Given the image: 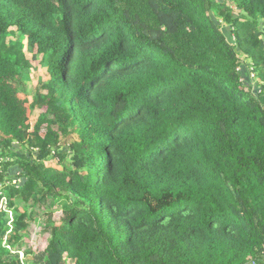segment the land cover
Returning <instances> with one entry per match:
<instances>
[{"label": "trees", "instance_id": "trees-1", "mask_svg": "<svg viewBox=\"0 0 264 264\" xmlns=\"http://www.w3.org/2000/svg\"><path fill=\"white\" fill-rule=\"evenodd\" d=\"M4 200L0 264H264V0H0Z\"/></svg>", "mask_w": 264, "mask_h": 264}, {"label": "rangeland", "instance_id": "rangeland-1", "mask_svg": "<svg viewBox=\"0 0 264 264\" xmlns=\"http://www.w3.org/2000/svg\"><path fill=\"white\" fill-rule=\"evenodd\" d=\"M10 43H16L17 38L11 36L9 39ZM26 57L28 61V65L25 71V75L22 76L21 81L15 82L16 87L18 88L21 97L25 100L26 106L29 110V124L33 127L39 117V114L44 111V109H35L32 104L35 101L36 93L44 91V84L49 81V74L46 66L42 64L43 56L38 55L33 57V53L26 52ZM22 81H26V86H22ZM67 138H64V142ZM59 166L57 164H54ZM69 165V164H66ZM50 203L49 206H53L52 210L50 207L47 206H40L38 203L35 204L34 201H31L30 204L25 205L24 203L19 204V208L21 210L28 209L29 207L31 210H34L35 216L38 217L37 221H32L30 227L28 229L27 235L22 239V244H19V249L22 251L24 249H36V247L43 246L48 243L49 241V234L44 227V223L50 217L58 222L60 217L62 216L58 205ZM25 205V206H24ZM5 207V200L1 202L0 208ZM15 216V213L11 214L12 217ZM10 219V220H11ZM10 224V222H9ZM22 247V248H21ZM35 251V250H34ZM23 258V254L20 255Z\"/></svg>", "mask_w": 264, "mask_h": 264}]
</instances>
